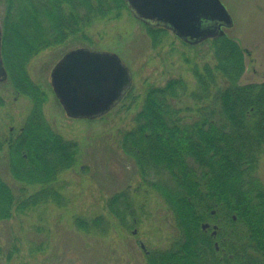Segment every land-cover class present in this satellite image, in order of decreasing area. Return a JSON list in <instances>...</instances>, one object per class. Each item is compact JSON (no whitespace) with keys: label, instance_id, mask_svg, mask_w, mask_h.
Wrapping results in <instances>:
<instances>
[{"label":"trees","instance_id":"trees-1","mask_svg":"<svg viewBox=\"0 0 264 264\" xmlns=\"http://www.w3.org/2000/svg\"><path fill=\"white\" fill-rule=\"evenodd\" d=\"M5 4L2 65L14 90L31 102L25 124L8 147L9 169L16 182L40 188L33 197L20 198L0 178V219L11 217L13 205L14 211L25 213L41 197L63 205L52 182L59 171L75 164L78 153L76 143L47 125L42 112L46 94L30 85L29 58L63 42L79 23L86 25L95 17L89 12L100 15L109 4L127 7L125 0ZM84 16L88 19L82 22ZM145 28L152 36L166 30ZM210 44L215 64L192 65L193 90L180 78L149 87L134 127L118 142L140 176L152 179L147 184L165 201L177 230L166 248L145 255L147 264H264V188L256 176L264 152V82L238 83L244 50L234 39L224 35ZM188 100L191 106H178ZM131 194L122 191L106 201L108 211L125 227L135 220ZM72 219L86 232L104 236L108 230L101 216ZM206 221L217 226L214 236L201 228Z\"/></svg>","mask_w":264,"mask_h":264},{"label":"rangeland","instance_id":"rangeland-1","mask_svg":"<svg viewBox=\"0 0 264 264\" xmlns=\"http://www.w3.org/2000/svg\"><path fill=\"white\" fill-rule=\"evenodd\" d=\"M219 1L233 22L224 33L244 50V70L238 83L264 82V0ZM112 6L100 15L89 12L95 17L86 25L80 27L79 23L63 42L40 50L26 64L30 85L46 94L42 112L47 125L64 140L76 143L78 153L75 164L59 171L52 182L59 190L58 201L64 198L63 205L41 197L25 213L14 211L13 205L11 217L0 219V264H147L145 255L166 248L177 234L165 201L147 184L152 179L140 176L135 161L123 153L118 142L124 131L134 127L133 118L149 87L180 78L193 90L192 65L215 64L212 40L188 45L169 30L152 36L127 7ZM5 10V0H0L2 32ZM80 19L85 22L88 18ZM81 47L115 53L132 75L128 94L93 120L68 118L50 85L49 72L56 61L68 50ZM182 105L191 106V102L178 103ZM30 108V100L16 92L8 78L0 82V178L20 198L33 197L40 188L16 182L9 169L8 147ZM256 176L264 188V152ZM126 190L133 193L135 202L131 227L122 225L106 206L109 198ZM75 216L104 217L106 235L77 229Z\"/></svg>","mask_w":264,"mask_h":264},{"label":"water","instance_id":"water-1","mask_svg":"<svg viewBox=\"0 0 264 264\" xmlns=\"http://www.w3.org/2000/svg\"><path fill=\"white\" fill-rule=\"evenodd\" d=\"M125 1L134 17L170 30L188 45L222 36L225 34L223 29L233 26L229 13L219 0ZM56 62L49 72L50 84L58 104L72 119L103 116L122 100L132 84L131 71L115 53L106 50L75 48ZM2 64L0 44L1 81L6 79ZM207 227V223L201 226L202 229Z\"/></svg>","mask_w":264,"mask_h":264},{"label":"flooded vegetation","instance_id":"flooded-vegetation-1","mask_svg":"<svg viewBox=\"0 0 264 264\" xmlns=\"http://www.w3.org/2000/svg\"><path fill=\"white\" fill-rule=\"evenodd\" d=\"M0 82H3V81H1L0 80ZM208 224V227L206 228L208 231L210 230L211 232V235L212 236H214L215 235V233H216V225L215 224H209V223H207ZM213 230H215V232H213ZM213 232V233H212ZM216 244V243H215ZM215 249H217V247L215 248Z\"/></svg>","mask_w":264,"mask_h":264}]
</instances>
